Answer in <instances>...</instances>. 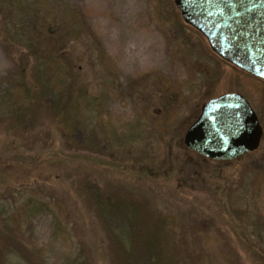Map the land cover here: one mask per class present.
<instances>
[{"label":"rangeland","instance_id":"obj_1","mask_svg":"<svg viewBox=\"0 0 264 264\" xmlns=\"http://www.w3.org/2000/svg\"><path fill=\"white\" fill-rule=\"evenodd\" d=\"M62 2L83 24V42L66 49L73 50L74 61L82 57L85 87L97 100L85 125L96 151L78 152L57 132L44 144L46 128L34 131L33 139L32 128L10 126L0 139L4 218L21 216L28 196L59 202L62 221L75 219L68 237H54L46 211L31 216L24 240L62 264L76 237L88 246L93 263L103 264L105 234L97 214L76 196L86 178L101 188L115 185L151 214L172 217L186 228V239L209 255V264H264V84L218 61L204 39L175 35V18L159 20L154 0ZM16 66L0 38V81ZM229 93L243 96L258 113L263 129L258 150L229 162L188 151L184 134L202 104ZM125 133L132 136L123 144L118 138Z\"/></svg>","mask_w":264,"mask_h":264},{"label":"trees","instance_id":"obj_2","mask_svg":"<svg viewBox=\"0 0 264 264\" xmlns=\"http://www.w3.org/2000/svg\"><path fill=\"white\" fill-rule=\"evenodd\" d=\"M154 4L159 20L167 22L175 18V35L185 36L184 32H188L203 39L182 23L173 0H154ZM84 35L80 15L72 13L62 0H0V38L17 64L13 75L0 81V139L10 126L17 131L25 126L32 128L34 139V131L40 127L46 128L44 144L51 140L52 132H57L78 152L96 151L85 125L87 114L95 113L97 100L89 96L85 87L82 57L74 61L73 50L66 49L76 41L83 42ZM89 41L86 39L84 43L87 45ZM98 93L102 95L101 90ZM131 136L132 133H127L118 139L126 144ZM4 182L0 178V186ZM81 182L76 196L97 214L98 226L105 234L106 246L101 243L99 255L103 264H209V255L197 249L194 239H186V228H179L169 215L151 214L140 202L131 204L126 200L127 194L115 185L101 188L91 185L86 178ZM25 200H29L28 204L22 206L18 218H4L5 212L0 210V264H56L47 255L50 253H42L36 245L24 240L31 216L51 212L57 238L66 236L70 226L75 228V219L62 221L59 202L52 205L44 196H28ZM72 209L75 212L79 208ZM69 213L71 216L72 212ZM71 250L62 264H94L83 240L74 237Z\"/></svg>","mask_w":264,"mask_h":264},{"label":"water","instance_id":"obj_3","mask_svg":"<svg viewBox=\"0 0 264 264\" xmlns=\"http://www.w3.org/2000/svg\"><path fill=\"white\" fill-rule=\"evenodd\" d=\"M184 25L205 40L218 59L264 83V0H173ZM263 129L250 103L237 93L202 104L187 128L184 147L213 162L258 150Z\"/></svg>","mask_w":264,"mask_h":264}]
</instances>
